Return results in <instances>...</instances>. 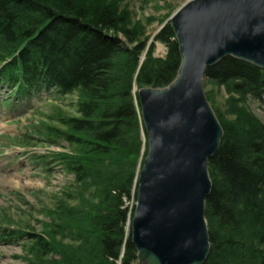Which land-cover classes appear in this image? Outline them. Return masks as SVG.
Returning a JSON list of instances; mask_svg holds the SVG:
<instances>
[{
  "label": "trees",
  "instance_id": "1",
  "mask_svg": "<svg viewBox=\"0 0 264 264\" xmlns=\"http://www.w3.org/2000/svg\"><path fill=\"white\" fill-rule=\"evenodd\" d=\"M147 24L123 0H0V106L78 96L76 114L46 124L48 139L67 143L50 154L74 179L42 210L41 231L0 211V242L21 241L27 264H138L131 226L148 142L134 89L169 85L181 64L171 23L153 37ZM205 83L228 96L219 107L207 92L224 135L209 160L204 264H264V123L248 106L263 100L264 68L227 56Z\"/></svg>",
  "mask_w": 264,
  "mask_h": 264
},
{
  "label": "water",
  "instance_id": "2",
  "mask_svg": "<svg viewBox=\"0 0 264 264\" xmlns=\"http://www.w3.org/2000/svg\"><path fill=\"white\" fill-rule=\"evenodd\" d=\"M169 20L181 55L176 78L163 88L134 89L148 152L131 240L138 264H204L211 249L209 160L224 135L205 90L206 70L227 56L264 68V0H188Z\"/></svg>",
  "mask_w": 264,
  "mask_h": 264
},
{
  "label": "rangeland",
  "instance_id": "3",
  "mask_svg": "<svg viewBox=\"0 0 264 264\" xmlns=\"http://www.w3.org/2000/svg\"><path fill=\"white\" fill-rule=\"evenodd\" d=\"M186 1L123 0V4H128L135 18L144 24L149 17L152 18L147 24V32L153 37ZM172 10L169 18L161 23L164 15ZM166 53V46L158 42L155 55L164 56ZM205 90L213 93L219 107L228 96L225 89L218 91L211 84L205 83ZM6 92V88L0 85L2 98ZM77 98V94L63 96L51 90L21 104L17 100L20 105L14 100L13 107L0 106V211L13 213L17 222L31 224L36 232L41 231L42 221L48 220L42 210L52 206L54 196L74 179L50 154L68 150L67 143L61 139H48L46 124L60 125V115L76 114ZM248 106L264 123V97L263 100L249 98ZM33 142L35 147H32ZM21 255V241L0 242V264H27L22 257H17Z\"/></svg>",
  "mask_w": 264,
  "mask_h": 264
},
{
  "label": "bare ground",
  "instance_id": "4",
  "mask_svg": "<svg viewBox=\"0 0 264 264\" xmlns=\"http://www.w3.org/2000/svg\"><path fill=\"white\" fill-rule=\"evenodd\" d=\"M3 179V178H2ZM4 180V179H3Z\"/></svg>",
  "mask_w": 264,
  "mask_h": 264
}]
</instances>
